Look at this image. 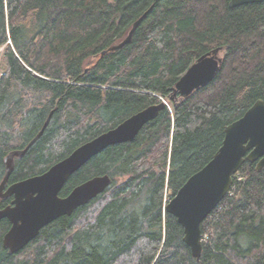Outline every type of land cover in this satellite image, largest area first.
Masks as SVG:
<instances>
[{
	"label": "trees",
	"instance_id": "obj_1",
	"mask_svg": "<svg viewBox=\"0 0 264 264\" xmlns=\"http://www.w3.org/2000/svg\"><path fill=\"white\" fill-rule=\"evenodd\" d=\"M0 0V183L43 173L81 144L163 100L168 106L133 141L109 146L65 184L110 174L104 193L45 226L9 254L0 221V264H262L264 170L248 160L230 193L202 223L200 257L165 207L221 146L225 128L264 100V1ZM141 18L133 40L116 51ZM223 46L224 64L184 102L172 88L204 53ZM3 48V52L1 49ZM2 199V206L12 201ZM73 238L67 244V238Z\"/></svg>",
	"mask_w": 264,
	"mask_h": 264
},
{
	"label": "water",
	"instance_id": "obj_2",
	"mask_svg": "<svg viewBox=\"0 0 264 264\" xmlns=\"http://www.w3.org/2000/svg\"><path fill=\"white\" fill-rule=\"evenodd\" d=\"M264 0H230L237 7ZM141 18L134 22L128 35L102 53L116 51L133 40ZM224 47H218L198 57L172 88L170 98L184 102L196 91L212 82L224 64ZM166 100L152 104L126 118L93 139L81 144L70 155L50 166L46 171L9 184L15 167V158L23 157L28 149L43 135L53 111L41 131L25 149L14 150L6 157L7 172L0 183V221L8 219L9 230L3 236V246L9 254L24 249L41 230L62 216H71L79 207L104 193L113 184L110 174L95 175L76 185L71 192H61L68 179L92 157L106 148L133 141L143 127L156 119L168 106ZM248 160L256 163L258 171L264 170V100L258 99L239 119L225 128L223 142L213 158L192 174L166 204L184 228V241L195 257L203 250L202 223L230 193L234 176ZM12 197L11 203L2 206V199ZM73 234L67 238L71 242ZM262 264H264V259Z\"/></svg>",
	"mask_w": 264,
	"mask_h": 264
},
{
	"label": "rangeland",
	"instance_id": "obj_3",
	"mask_svg": "<svg viewBox=\"0 0 264 264\" xmlns=\"http://www.w3.org/2000/svg\"><path fill=\"white\" fill-rule=\"evenodd\" d=\"M1 52H3V48L1 49ZM5 71V64L2 60V53L0 54V77L2 76L3 72ZM166 200H169L172 198V191L168 190V192L166 193ZM168 203V202H167ZM166 203V204H167ZM209 240V235H205L204 237H202V243L205 242L207 243Z\"/></svg>",
	"mask_w": 264,
	"mask_h": 264
},
{
	"label": "bare ground",
	"instance_id": "obj_4",
	"mask_svg": "<svg viewBox=\"0 0 264 264\" xmlns=\"http://www.w3.org/2000/svg\"><path fill=\"white\" fill-rule=\"evenodd\" d=\"M108 49V48H107ZM258 171V170H257Z\"/></svg>",
	"mask_w": 264,
	"mask_h": 264
},
{
	"label": "flooded vegetation",
	"instance_id": "obj_5",
	"mask_svg": "<svg viewBox=\"0 0 264 264\" xmlns=\"http://www.w3.org/2000/svg\"><path fill=\"white\" fill-rule=\"evenodd\" d=\"M8 205V204H7ZM6 206V205H5Z\"/></svg>",
	"mask_w": 264,
	"mask_h": 264
},
{
	"label": "built area",
	"instance_id": "obj_6",
	"mask_svg": "<svg viewBox=\"0 0 264 264\" xmlns=\"http://www.w3.org/2000/svg\"><path fill=\"white\" fill-rule=\"evenodd\" d=\"M203 237V236H202Z\"/></svg>",
	"mask_w": 264,
	"mask_h": 264
}]
</instances>
